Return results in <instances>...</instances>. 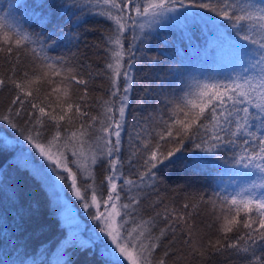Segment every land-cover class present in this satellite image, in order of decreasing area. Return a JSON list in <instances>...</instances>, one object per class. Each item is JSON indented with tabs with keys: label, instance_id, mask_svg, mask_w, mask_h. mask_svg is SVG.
Masks as SVG:
<instances>
[{
	"label": "snow or ice",
	"instance_id": "snow-or-ice-1",
	"mask_svg": "<svg viewBox=\"0 0 264 264\" xmlns=\"http://www.w3.org/2000/svg\"><path fill=\"white\" fill-rule=\"evenodd\" d=\"M93 5L98 9L95 13ZM193 8L207 9L216 19L191 11ZM58 10H63V15L68 17L65 23L75 28L91 14L103 16L113 23L114 28L105 40L109 45L105 51L109 55L102 69L111 81L110 99L103 101L102 117L90 115L81 107L87 97L88 81L80 79L74 67L68 66V59L47 54L58 41L74 39L71 32H65L58 25V31L41 39L42 33H30L15 24L6 25L7 14H0V53L12 55L17 50L30 51L34 65L31 79L39 81L50 73L68 86H85L79 102H67V107H61L57 113L38 94L34 96L27 90V84L31 82L28 72H24L20 80L16 79L14 70L11 77H0V89L11 85L17 90L8 108L0 112V122L14 130L13 140L0 135V154L7 153L14 144L27 142V149L22 146L18 157L24 167L31 168L35 175L57 188L64 187L58 182L66 183L84 209L95 207L96 211L89 214L98 222L103 218L99 233L105 235L97 234L86 243L95 247L98 241L101 242L100 255L105 264H169L174 253L166 250L163 242L167 240L171 244L175 240L178 226L187 236L186 243L199 255L205 254L202 248L217 254L232 250L243 255L246 264H264V191H259L264 189V0H87L86 3L64 0ZM221 20L227 21V25L221 24ZM164 21L213 32L223 54L241 71L235 77L227 76L226 82L198 81L194 91L172 98L162 87L159 91L145 87L146 96L154 94L155 115L149 113L134 124V131L136 128L139 131L132 135L126 132V116L135 66L139 62L137 52L142 51L136 46L137 41L143 44L147 40V36L140 40L145 27L154 28ZM125 33H128L127 37ZM125 39L130 41L127 49ZM125 55L128 57L126 62ZM140 59L147 60L150 66L159 63L157 58L146 54ZM88 75L91 77L92 74ZM47 82L51 83V80ZM36 91L39 93V89ZM25 102L30 106L31 116L25 114L28 126H21L19 118ZM157 105H163V108ZM152 122H158L159 128H152ZM47 125L55 129L50 136L43 135ZM122 133L128 136L130 147H135L132 155L137 158L136 162L128 160L132 175H125L120 170L123 165ZM153 137L155 143H152ZM187 141L203 153L232 152L235 163L260 174L258 182L253 181L242 191L224 195L217 192L214 199H209L213 208L217 207L218 201L219 207L226 209L231 218L223 217L224 223L218 230L221 239H209L206 245L199 247L193 243L192 225L183 213L164 205L162 211H155L148 219L138 218L141 203L138 196L126 193L128 202L121 200L125 188L128 193L143 191L144 185L155 188L161 165L167 168L187 158L185 153L191 152V148H185ZM35 154L47 163H35ZM201 159L199 155L192 156L193 162ZM70 163L87 173L88 183L78 186L77 172ZM97 164H106L109 173L102 181L110 187L106 198L101 197L104 210H101L95 189L93 169ZM82 188L90 192V201L81 194ZM200 200L203 201V197ZM162 204L163 201H158L152 207L155 210ZM183 207L188 209L189 204L185 203ZM192 207L195 209L197 205ZM158 221L163 222L162 227L158 226ZM229 233H234L232 238ZM107 238L110 242H106ZM158 249L162 254H157Z\"/></svg>",
	"mask_w": 264,
	"mask_h": 264
},
{
	"label": "trees",
	"instance_id": "trees-1",
	"mask_svg": "<svg viewBox=\"0 0 264 264\" xmlns=\"http://www.w3.org/2000/svg\"><path fill=\"white\" fill-rule=\"evenodd\" d=\"M63 2L64 0H0V14H7L5 22L10 20L13 23L10 25H18L30 33H42L41 39L58 31V25L63 27L65 32L72 33L74 39L58 41L57 46L47 54L68 59V66L74 67L80 79L88 81L87 97L85 102H81V107L92 116L102 117L103 101L110 99L111 91V81L102 72L109 55L105 51L109 47L105 40L114 25L103 16L91 14L85 16V22L79 28L69 26L65 23L68 17L63 15V10H58L59 4ZM82 2L86 3L87 0ZM190 10L216 19L207 9ZM96 11L98 9L93 5V13ZM219 22L227 25V21ZM137 32L140 33V30L137 29ZM125 36L127 37L128 33H125ZM145 36L147 40L143 44L138 40L136 45L142 51L137 52L139 62L135 66L133 89L126 116V132L132 135L139 131L138 128L134 131V124L141 122L149 113L155 115L154 94L146 96L143 90L145 87L151 86L156 91L162 87L170 94L169 98H172L189 90L194 91L198 81L226 82L227 76L235 77L241 71L237 64L223 54L214 33L205 28L182 27L164 21L154 28L145 27L140 34V40H144ZM129 42L128 39L124 40L125 49ZM145 54L150 58H157L158 65L150 66L147 60L140 59ZM127 59L125 55L124 62ZM33 67L30 51L17 50L12 55L0 53V77L7 79L13 75L14 70L16 79L20 80L24 72H28L31 82L27 84V90L32 91L34 96L38 94L40 99L46 104H51L57 113L61 107H67V102H79V96L84 94L85 86H68L60 82V77H52L50 73L39 81L31 79ZM88 73L92 74L91 77ZM48 80H51V83H48ZM36 89H39V93ZM16 94L17 90L11 85L0 89V112L8 108ZM157 106L163 108V105ZM25 114L31 116L27 102L19 118L21 126H28ZM167 118L165 114V119ZM151 127L158 129V122H152ZM54 131L51 125H47L43 135L50 136ZM0 135H7L13 140L14 130L0 122ZM155 139L153 137L152 143H155ZM192 139L195 140L196 137L193 136ZM26 145L27 142L22 141L21 144L10 147L7 153L0 154V264H105L100 255V247L97 244L95 247L88 246L87 235H71V228L64 223L44 182L17 161L21 147L24 146L26 150ZM185 148H191V152L185 153V160L170 164L167 168L160 166V179L155 188L144 185L143 191L134 190L132 193H128L125 188L121 192V200L128 202L125 199L126 193L128 196H138L141 200L138 218L148 219L149 216L155 215V211H162L164 205L176 209L177 213H183L192 225L193 243L199 247L206 245L209 239H221L218 230L224 223L223 217L228 215L231 218L226 209L219 207L218 201L217 207L213 208L208 203L209 199H214L217 192L224 195L242 191L253 181L258 182L260 174L235 163L232 152L221 150L220 155L199 152L192 146L191 141L186 142ZM134 151L135 147H130L128 136L122 133L123 165L120 170L125 175H132L128 160L136 162L137 158L132 155ZM193 155H199L202 159L193 162ZM71 160L72 157L69 156V161ZM69 166L77 172L78 186L89 182L87 173L82 169L78 170L71 163ZM93 174L97 198L104 209L101 197L106 198L110 191V187L102 183L104 177L109 174L107 165L97 164ZM81 194L90 201V192H85L82 188ZM201 197L203 201L200 200ZM158 201H163V204L154 210L152 206ZM185 203L189 204L188 209H184ZM193 204L197 205L195 209ZM188 213L192 214L189 216ZM158 226L162 227L163 222L158 221ZM233 235L234 233L228 234L229 238ZM186 240L187 236L178 226L175 240L171 244L167 240L163 242L164 248L174 253L170 256L169 264H246L243 255L232 250L217 254L202 248L205 254L199 255L189 247ZM157 254H162V250L158 249Z\"/></svg>",
	"mask_w": 264,
	"mask_h": 264
},
{
	"label": "rangeland",
	"instance_id": "rangeland-1",
	"mask_svg": "<svg viewBox=\"0 0 264 264\" xmlns=\"http://www.w3.org/2000/svg\"><path fill=\"white\" fill-rule=\"evenodd\" d=\"M5 23L9 26H12L10 24H13L10 20L9 22L7 21ZM26 147L28 146L26 145ZM33 152L35 153L34 149ZM18 157H17V161L19 162ZM41 162L47 163V161H43L42 157H40L38 154H35V163L39 164ZM29 169L31 170V172H33L31 168ZM42 181L44 182L45 186L48 188L53 198L54 205L56 206L64 223L71 228L70 231L71 235H76L78 237H81V235H87L86 240L88 242L90 240V237L92 238V236L96 237L97 234H99L100 236L103 237L105 235L103 233H99V228L103 226L102 223L103 218L101 221L98 222L96 220H93L92 216L89 214L96 211L95 207L84 209L80 199L75 196L74 191L68 188L67 184L64 182H58L60 184H63L64 187L57 188L53 186L51 183H46L44 180ZM101 210H104L102 209V206H101ZM80 233H84V234H80ZM106 242H110V238H107ZM97 245L99 247H102L100 241L97 242Z\"/></svg>",
	"mask_w": 264,
	"mask_h": 264
}]
</instances>
